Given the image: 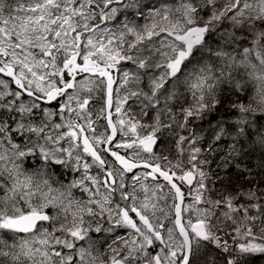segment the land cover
<instances>
[{
	"label": "snow or ice",
	"instance_id": "1",
	"mask_svg": "<svg viewBox=\"0 0 264 264\" xmlns=\"http://www.w3.org/2000/svg\"><path fill=\"white\" fill-rule=\"evenodd\" d=\"M0 264H264V0H0Z\"/></svg>",
	"mask_w": 264,
	"mask_h": 264
}]
</instances>
